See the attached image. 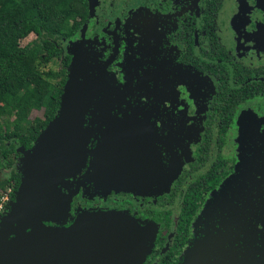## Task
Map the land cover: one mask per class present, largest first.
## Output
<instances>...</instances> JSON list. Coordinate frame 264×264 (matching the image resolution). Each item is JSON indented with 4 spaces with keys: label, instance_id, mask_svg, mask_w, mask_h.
Masks as SVG:
<instances>
[{
    "label": "flooded vegetation",
    "instance_id": "af4514ba",
    "mask_svg": "<svg viewBox=\"0 0 264 264\" xmlns=\"http://www.w3.org/2000/svg\"><path fill=\"white\" fill-rule=\"evenodd\" d=\"M83 2L63 31L25 43L53 44L61 90L71 78L85 105L83 163L58 184L66 224L128 215L153 234L140 264H181L195 245L260 257L264 0Z\"/></svg>",
    "mask_w": 264,
    "mask_h": 264
},
{
    "label": "water",
    "instance_id": "95a60500",
    "mask_svg": "<svg viewBox=\"0 0 264 264\" xmlns=\"http://www.w3.org/2000/svg\"><path fill=\"white\" fill-rule=\"evenodd\" d=\"M78 98L68 78L54 116L28 149L16 148L20 176L0 216V264H140L151 247L153 234L120 211H84L66 224L68 198L58 184L86 151ZM209 246H193L181 264H264V253L227 260Z\"/></svg>",
    "mask_w": 264,
    "mask_h": 264
},
{
    "label": "trees",
    "instance_id": "16d2710c",
    "mask_svg": "<svg viewBox=\"0 0 264 264\" xmlns=\"http://www.w3.org/2000/svg\"><path fill=\"white\" fill-rule=\"evenodd\" d=\"M82 9L83 0H0V170H8L0 191L9 189L12 199L20 176L16 148L28 149L54 116L64 78L62 70H36L58 56L45 36L24 45L19 41L30 31L60 33L67 19ZM27 80L32 84L24 85ZM5 109L11 110V119L2 115ZM31 110L36 115L29 120Z\"/></svg>",
    "mask_w": 264,
    "mask_h": 264
},
{
    "label": "rangeland",
    "instance_id": "374dc122",
    "mask_svg": "<svg viewBox=\"0 0 264 264\" xmlns=\"http://www.w3.org/2000/svg\"><path fill=\"white\" fill-rule=\"evenodd\" d=\"M33 39V35H26L25 37H23L19 42L21 45H24L25 43L31 41ZM54 65H58V62L57 61H53ZM51 66L49 63H41L39 64L37 67H36V70L37 72L39 73H43V72H46L47 70H53V69H50ZM31 81L30 80H27L26 83L24 85H31ZM84 94H85V91H84ZM79 99V102H80V105L82 106V108L84 109L85 105H84V102L81 100V97L78 98ZM2 115L4 117H6L7 119H11L12 118V112L11 110L9 109H5L2 111ZM36 115V112L34 110H31L30 113H29V120L33 118V116ZM79 120L81 121V125H82V117L81 119L79 118ZM6 175H8V170H0V180L3 179ZM3 194V192L0 191V196ZM128 244H130L128 242ZM132 245V244H131Z\"/></svg>",
    "mask_w": 264,
    "mask_h": 264
},
{
    "label": "built area",
    "instance_id": "2783aa9c",
    "mask_svg": "<svg viewBox=\"0 0 264 264\" xmlns=\"http://www.w3.org/2000/svg\"><path fill=\"white\" fill-rule=\"evenodd\" d=\"M8 191H9V189L4 191L3 194L0 196V212H1L2 208L4 207V203H5L6 199H7V196L9 195Z\"/></svg>",
    "mask_w": 264,
    "mask_h": 264
}]
</instances>
